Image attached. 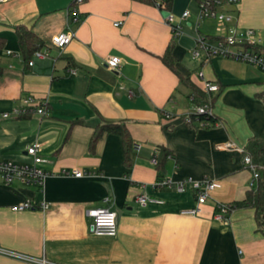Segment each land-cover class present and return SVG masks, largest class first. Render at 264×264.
I'll list each match as a JSON object with an SVG mask.
<instances>
[{"label": "crops", "instance_id": "1", "mask_svg": "<svg viewBox=\"0 0 264 264\" xmlns=\"http://www.w3.org/2000/svg\"><path fill=\"white\" fill-rule=\"evenodd\" d=\"M214 10L230 16L223 28L198 18L194 0H172L167 11L133 0L0 2V111L11 112L29 97L47 112L0 118V160L29 164L25 148L32 142L46 160L42 192L35 184L0 183V250L55 264H264V235L252 209L214 218L216 204L241 200L248 190L251 172L242 156L250 138H264V70L217 55L203 62L202 53L191 54L197 35L220 36L228 28L237 37L251 29L264 51V0H221ZM168 15L174 26L188 21L182 35L174 37ZM18 24L43 42L45 56L32 54L31 65L20 54ZM58 33H72L62 48L50 41ZM169 43L176 72L200 90L199 71L217 86L204 92L211 98L207 123L184 120L196 105L189 85L159 60ZM111 56L119 58L113 71L103 64ZM166 111L172 116L166 118ZM103 121L123 124L127 153L120 136L110 132L89 148L94 127ZM158 147L170 152L162 178L218 182L196 214L185 213L196 206L187 185L183 191L173 184L153 186L160 176L150 159ZM73 170L91 175L74 177ZM139 194L155 201L137 205ZM104 200L115 213L112 237L93 235L84 213ZM22 201L31 208L10 210ZM0 264L34 263L0 253Z\"/></svg>", "mask_w": 264, "mask_h": 264}, {"label": "built area", "instance_id": "2", "mask_svg": "<svg viewBox=\"0 0 264 264\" xmlns=\"http://www.w3.org/2000/svg\"><path fill=\"white\" fill-rule=\"evenodd\" d=\"M8 0H0L5 2ZM80 2L81 0H75ZM221 0H206L198 3V18H211L214 19L217 26L222 27L226 22L230 21V16L225 13L216 12L214 5L219 4ZM70 14L72 20H75V12L73 7H70ZM187 16V12H182L181 17ZM172 16L168 15L165 18V22L170 26L172 34H177V25H173ZM115 25V24H114ZM72 38V33H58L51 37L50 41L52 45L57 48H62ZM257 40L254 38V33L251 29H246L242 37H237L235 30L228 28L225 34L218 36L217 39L210 40L203 35H197L194 40V48L192 49V56L198 57L200 53L203 54V62L207 61L211 56H222L234 60L244 62L249 65L257 66L264 70V51L257 48ZM35 57L45 56V51H35L33 53ZM119 58L117 56H111L103 61L105 68L110 71L116 69ZM31 60L27 62L31 65ZM197 76L201 79L202 91L205 93H211L217 91L216 84L209 82L202 78V73L199 71ZM130 95V94H129ZM209 100V99H208ZM30 113H36L41 116L47 114L45 107L39 101H34L29 97L23 99V104L19 107L12 109L11 112L0 111V118L6 119L9 117H19ZM166 118L172 116L170 112H163ZM201 114H210L208 106L199 105L195 106L193 115L184 116L186 122H191L192 119H197ZM207 123L208 120H203ZM140 145L138 143L132 144V149L138 151ZM25 154L29 156V164H18L10 160H0V183L4 185L10 184L16 180L24 184H35L37 190L42 192L43 180L46 176L45 171L42 169V164L46 161L42 158L38 151V143L32 142L25 148ZM243 163L249 168L251 177L247 182V187L252 188L254 186L255 179L257 177L253 166L250 164V160L247 154L242 156ZM150 163L155 165V156L150 159ZM65 174H68L65 172ZM69 174L74 177H80L83 175H91L88 172H82L80 170H73ZM153 186H168L173 184L176 191H183L187 185L193 192L195 197L196 206L186 210L185 213L194 215L198 212V206L203 204L208 198L209 192L219 186L215 180H207L205 178L199 180H191L186 178L181 181L171 182L167 178H161L154 181ZM134 201L137 205H144L145 203L155 201L154 198L145 194H139L135 197ZM104 205H98L85 210V215L91 219V233L96 236H109L112 237L116 234L115 213L106 205L107 200H104ZM41 208L46 207L45 203L40 204ZM216 214L214 218L217 220L223 219L228 214V204H216ZM31 208L28 201H22L20 203L10 206V210L19 211ZM0 253L16 258L25 259L34 264H55L47 260H34L20 256L14 252H6L0 250Z\"/></svg>", "mask_w": 264, "mask_h": 264}, {"label": "trees", "instance_id": "3", "mask_svg": "<svg viewBox=\"0 0 264 264\" xmlns=\"http://www.w3.org/2000/svg\"><path fill=\"white\" fill-rule=\"evenodd\" d=\"M147 5H154L160 10L167 11L172 6V0H133ZM197 4L206 0H194ZM14 32L16 35L18 47L22 59L27 64V60L35 51H40L43 47V42L36 36L30 28L18 24L14 26ZM210 40L217 39L218 36L208 37ZM2 40H0V44ZM171 44L169 43L163 54L159 56V60L170 70L174 72L178 81L180 83L188 84L191 89L192 103L194 105H205L208 106L211 98H206L204 91L196 88L194 85L190 84L186 78H183L178 72H176L172 66L173 60L171 57ZM2 73V67L0 66V75ZM209 99V100H208ZM28 115V114H26ZM25 116V115H23ZM198 119L202 120H212V115L201 114ZM110 132L120 136L124 148V152L130 148V141L126 133V129L122 123H114L109 121H103L97 124L89 140V148H93L98 137L104 133ZM244 153L248 155L250 164L253 166L257 177L252 188H248L245 192L244 197L241 200H236L228 204V213L237 208H250L253 210L254 222L256 225V230L264 235V138H250L245 147ZM157 154L155 157L156 163L154 167L156 168L157 174L161 177V171L163 168V162L166 157L170 155V152L163 148H157ZM159 178V179H160Z\"/></svg>", "mask_w": 264, "mask_h": 264}, {"label": "rangeland", "instance_id": "4", "mask_svg": "<svg viewBox=\"0 0 264 264\" xmlns=\"http://www.w3.org/2000/svg\"><path fill=\"white\" fill-rule=\"evenodd\" d=\"M191 8H193V9H197V6H196V4L195 3H193L192 4V6H191ZM188 11V10H187ZM189 11H191V10H189ZM192 17V15L190 16V18ZM188 21H184L183 23H181V24H176L177 25V29H178V31H177V34L174 36L175 38L177 37V36H179V35H182V33L183 32H185V30H187V26H186V23H187ZM201 24V23H200ZM188 58H190V55H188L187 56ZM192 63V62H191Z\"/></svg>", "mask_w": 264, "mask_h": 264}]
</instances>
